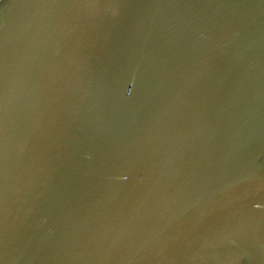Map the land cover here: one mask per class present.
<instances>
[{"label":"water","instance_id":"95a60500","mask_svg":"<svg viewBox=\"0 0 264 264\" xmlns=\"http://www.w3.org/2000/svg\"><path fill=\"white\" fill-rule=\"evenodd\" d=\"M0 264H264V0H0Z\"/></svg>","mask_w":264,"mask_h":264}]
</instances>
